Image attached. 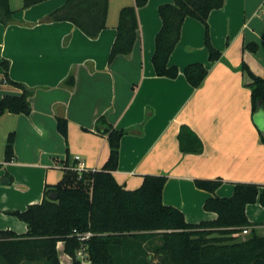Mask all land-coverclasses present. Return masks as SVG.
Returning a JSON list of instances; mask_svg holds the SVG:
<instances>
[{
	"label": "crops",
	"instance_id": "crops-1",
	"mask_svg": "<svg viewBox=\"0 0 264 264\" xmlns=\"http://www.w3.org/2000/svg\"><path fill=\"white\" fill-rule=\"evenodd\" d=\"M66 1L44 0L24 9V0H10L13 20L0 22V79H6L1 63L7 60L10 79L33 91L30 114L0 116V230L27 233V225L5 211L42 202L46 185L60 183L73 171L76 156L90 170L104 167L110 144L96 130L102 116L129 131L121 140L116 180L135 190L146 175H165L163 202L180 209L188 223L218 218L205 209L209 197H231L237 183L264 185V138L258 125L264 115L254 116L251 79L241 70L246 62L264 78V0H225L210 13L211 41L223 53L215 62L209 59L205 25L187 17L169 61L180 69L177 78L158 76L153 64L162 28L159 6L173 0H149L139 8L140 39L131 54L112 63L119 12L135 0H109L107 27L97 38L71 21L47 18ZM250 44L258 49L250 50ZM196 62L209 71L197 88L185 76L186 67ZM72 74L74 84L68 85ZM22 93L10 82L0 83V100ZM59 117L68 120L67 137L59 131ZM183 127L198 136L202 151H182ZM11 133L14 157L7 162ZM8 175L13 184H7ZM197 179H222V184L211 193L197 187ZM247 215L264 234V206L248 205ZM62 249L60 242L64 264Z\"/></svg>",
	"mask_w": 264,
	"mask_h": 264
},
{
	"label": "trees",
	"instance_id": "trees-1",
	"mask_svg": "<svg viewBox=\"0 0 264 264\" xmlns=\"http://www.w3.org/2000/svg\"><path fill=\"white\" fill-rule=\"evenodd\" d=\"M44 0H24L27 9ZM149 0H135L119 12L117 35L110 62L119 55H129L140 39L139 8ZM225 0H173L159 6L162 28L156 36L153 64L161 77L177 78L180 69L170 65V57L181 39L182 26L187 17L200 20L206 27V46L209 59H223L210 35V13L224 5ZM264 15V4L262 8ZM109 0H67L52 12L49 20H67L78 26L86 35L97 38L107 27ZM10 0H0V22L13 20ZM252 51L258 45L250 44ZM6 81L21 88V95H5L0 100V116L6 113L30 114L33 91L25 84L15 82L8 75L9 61L1 63ZM241 70L251 79L252 109L254 116L264 115V78L255 74L244 62ZM208 68L200 62L191 63L185 76L194 87H200L208 75ZM69 76L66 83L73 85ZM58 128L68 135V120L58 118ZM96 130L107 136L110 156L100 170L85 172L81 178L75 171H67L56 185H46L40 203L28 205L25 210H8L7 214L24 222L28 231L17 234L0 230V264H62L58 245L72 258V264H81L77 251L81 242L74 234L92 231L88 241L89 257L93 264H264V234L259 233L249 220L247 207L260 202L264 206V185L237 183L231 197L211 196L205 209L216 212L215 221L188 223L184 213L163 202L165 175H146L142 186L127 190L114 176L120 161V146L129 131L116 129L105 116L99 118ZM183 152H200L203 144L189 128L183 127L180 135ZM264 140V139H263ZM15 135L11 133L6 145V161L14 157ZM7 184L14 183L8 175ZM222 179H197V187L214 193ZM58 193V198H50ZM250 228L249 234L243 230Z\"/></svg>",
	"mask_w": 264,
	"mask_h": 264
},
{
	"label": "built area",
	"instance_id": "built-area-1",
	"mask_svg": "<svg viewBox=\"0 0 264 264\" xmlns=\"http://www.w3.org/2000/svg\"><path fill=\"white\" fill-rule=\"evenodd\" d=\"M7 82L6 79H0V83ZM77 164L71 167V169L79 174V178L82 177V175L85 172L93 171L88 169L86 163L80 156H76ZM251 229L245 228L243 230V234L247 235L249 234ZM75 235L78 237V240L81 242V246L77 251V258L81 261V264H93L90 257H89V251H88V241L95 235L92 231H86V232H79L77 230L74 231Z\"/></svg>",
	"mask_w": 264,
	"mask_h": 264
},
{
	"label": "water",
	"instance_id": "water-1",
	"mask_svg": "<svg viewBox=\"0 0 264 264\" xmlns=\"http://www.w3.org/2000/svg\"><path fill=\"white\" fill-rule=\"evenodd\" d=\"M258 125H259V128H260L262 137L264 138V117L261 118V119L259 118ZM50 198L53 199V200H56L58 198V193H51L50 194Z\"/></svg>",
	"mask_w": 264,
	"mask_h": 264
},
{
	"label": "rangeland",
	"instance_id": "rangeland-1",
	"mask_svg": "<svg viewBox=\"0 0 264 264\" xmlns=\"http://www.w3.org/2000/svg\"><path fill=\"white\" fill-rule=\"evenodd\" d=\"M30 205V204H29ZM28 207V206H27ZM62 244H60V246H61ZM62 247V246H61ZM60 253H61V258L63 259V263L64 264H70V261H68V259L67 258H65V253H64V250L62 249L61 251H60Z\"/></svg>",
	"mask_w": 264,
	"mask_h": 264
}]
</instances>
